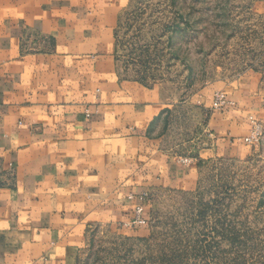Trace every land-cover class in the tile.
<instances>
[{
    "label": "crops",
    "instance_id": "crops-1",
    "mask_svg": "<svg viewBox=\"0 0 264 264\" xmlns=\"http://www.w3.org/2000/svg\"><path fill=\"white\" fill-rule=\"evenodd\" d=\"M135 3L0 0V264H80L91 230L135 236L154 191H197L207 166L252 154L263 75L173 95L126 64Z\"/></svg>",
    "mask_w": 264,
    "mask_h": 264
},
{
    "label": "rangeland",
    "instance_id": "rangeland-1",
    "mask_svg": "<svg viewBox=\"0 0 264 264\" xmlns=\"http://www.w3.org/2000/svg\"><path fill=\"white\" fill-rule=\"evenodd\" d=\"M255 2L136 0L123 31L126 64L169 80L177 97L210 80L264 77V14ZM252 147L245 161L207 166L197 191H154L145 228L132 226L137 235L91 230L80 264H264V132Z\"/></svg>",
    "mask_w": 264,
    "mask_h": 264
},
{
    "label": "built area",
    "instance_id": "built-area-1",
    "mask_svg": "<svg viewBox=\"0 0 264 264\" xmlns=\"http://www.w3.org/2000/svg\"><path fill=\"white\" fill-rule=\"evenodd\" d=\"M227 96L223 92H218L215 95L213 107L215 110L224 109L227 105ZM252 128L249 136H247L244 141L251 146L259 145L263 139L264 132V122L258 120L254 117H251ZM148 222L146 216V207L140 205L135 210V216L133 221L130 222L131 226L145 225Z\"/></svg>",
    "mask_w": 264,
    "mask_h": 264
}]
</instances>
